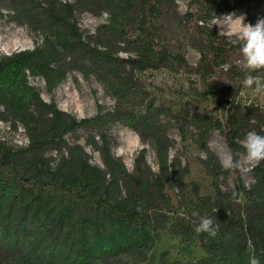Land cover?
<instances>
[{"label": "trees", "instance_id": "16d2710c", "mask_svg": "<svg viewBox=\"0 0 264 264\" xmlns=\"http://www.w3.org/2000/svg\"><path fill=\"white\" fill-rule=\"evenodd\" d=\"M4 9L12 19L20 13L42 40L0 55V120L20 124L29 141L14 148L0 140V264H151L163 230L187 246L200 243L205 255L171 260L163 253L159 264H249V243L264 264V162L252 169L253 186L236 170L230 185L209 144L220 130L240 158L245 134H264V105L241 86L249 70L238 64L240 42L214 22L244 10L255 24L264 0H188L185 12L178 0H0V18ZM86 12L107 18L85 32L79 18ZM188 47L199 53L195 65ZM75 70L103 85L112 109L99 104L96 115L78 118L43 99L28 79L42 77L51 93ZM164 71L179 80L170 99L150 76ZM251 74L264 78V70ZM117 122L153 147L157 170L146 148L132 171L113 152L117 139L108 128ZM172 125L185 154L192 147L203 154L202 179L171 155ZM81 128L101 164L68 140ZM201 216L213 220L215 237L196 233Z\"/></svg>", "mask_w": 264, "mask_h": 264}, {"label": "rangeland", "instance_id": "374dc122", "mask_svg": "<svg viewBox=\"0 0 264 264\" xmlns=\"http://www.w3.org/2000/svg\"><path fill=\"white\" fill-rule=\"evenodd\" d=\"M187 2L188 0H178L179 7L182 12L186 11ZM3 11L5 16L0 18V45H8V50L5 51L1 49L0 55L3 53L10 54L21 49L33 48L38 42H41L42 37L31 31L24 17L20 13H18L16 17L13 18L15 20H13L11 16L7 14L8 10L4 9ZM231 14H235L237 17L244 16L245 22L248 23L247 14L244 10H234L220 13L214 19V22L218 25L219 30L226 34L233 42H240L235 38V36L229 35V33L234 30V24H230L224 20L225 16ZM106 18V13L101 16H94L91 13L86 12L80 16L79 26L85 32L91 33L94 32L96 26L105 21ZM234 19L235 17H233V20ZM11 42H14L16 45L9 46ZM187 59L190 64L195 65L199 59V53L195 49L188 47ZM238 64L246 68L242 59L238 61ZM150 76L154 82L166 88V92L164 94L165 99L173 97V95L169 93V90L173 86H178L179 80L166 71L153 73ZM186 77L187 75L183 76L182 80H184L185 85L187 86ZM28 79L29 82L40 91L43 99L46 101L54 100L62 110H65L78 118L92 117L96 115L99 104L103 105L105 110H110L114 106V100L94 76L86 78L80 71L77 70L69 72L68 77L59 82L54 91L51 93L47 91L46 83L42 77L29 75ZM245 94L250 95L261 105H264V93L247 91ZM214 106L215 104L212 103L210 107L212 108ZM108 131L117 139V143L113 146V152L124 160L130 171L133 170L135 157L142 148H146V158L148 163L153 167V169L157 170L158 162L155 150L149 143L142 142L134 130L120 122H117L109 126ZM168 131L176 140V144L171 150V155L174 157L180 154L184 163L188 160L192 171L191 177L202 179L200 164L197 160L198 152L196 149L192 147L190 151L185 154L182 149V142L177 128L172 125ZM89 133L90 131L81 128L75 133L68 134L67 138L71 142L79 140V142L85 146L86 150L90 154L91 161L93 163L101 164L102 161L99 152L86 143V137ZM0 140L5 141L14 148L26 147L29 143L25 130L20 124H18V128H14L10 121L4 120H0ZM209 144L218 155L224 153L231 154L220 130L214 129L211 131ZM243 153L244 152L240 154V157H242ZM241 174L242 179L247 186L250 187L255 184L252 170ZM235 176L234 171L231 170L227 183L233 185ZM188 179V177H184L185 181H188ZM126 234L127 233L125 231H120V236H124ZM163 253H165L171 260L176 258L182 260H197L205 255V250L198 242H193L187 246L181 242L179 237L170 234L167 230H163L160 233L159 243L152 251L150 259L151 264H159L160 256ZM126 261V259H123L121 263Z\"/></svg>", "mask_w": 264, "mask_h": 264}, {"label": "clouds", "instance_id": "9594fccd", "mask_svg": "<svg viewBox=\"0 0 264 264\" xmlns=\"http://www.w3.org/2000/svg\"><path fill=\"white\" fill-rule=\"evenodd\" d=\"M233 17H235L234 20ZM224 20L234 24V30L229 35L235 36L240 41V58L249 70V74L244 77L241 86L253 89L256 93H264V78L251 74L264 70V17H259L255 24L246 23L244 16L237 17L235 14L225 16ZM240 143L244 149L242 157L235 158L228 153L218 155L220 165L225 170L246 173L264 162V134L249 130ZM198 155L202 156L203 154L198 153ZM195 231L197 234L207 233L211 237L217 235L213 220L206 216L199 217ZM248 250L253 253L249 257V264H260L259 259L254 255V246L251 243H249Z\"/></svg>", "mask_w": 264, "mask_h": 264}, {"label": "bare ground", "instance_id": "6f19581e", "mask_svg": "<svg viewBox=\"0 0 264 264\" xmlns=\"http://www.w3.org/2000/svg\"><path fill=\"white\" fill-rule=\"evenodd\" d=\"M11 45H12V46H15L16 44H15L14 42H11V43L9 44V46H11ZM7 46H8V45H7ZM7 46H1V45H0V50H1V49L5 50V51L8 50V49H7V48H8Z\"/></svg>", "mask_w": 264, "mask_h": 264}]
</instances>
